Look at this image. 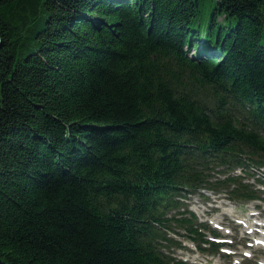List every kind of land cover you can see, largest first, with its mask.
Segmentation results:
<instances>
[{
    "label": "trees",
    "instance_id": "1",
    "mask_svg": "<svg viewBox=\"0 0 264 264\" xmlns=\"http://www.w3.org/2000/svg\"><path fill=\"white\" fill-rule=\"evenodd\" d=\"M246 161L264 0H0V264H182L163 209Z\"/></svg>",
    "mask_w": 264,
    "mask_h": 264
},
{
    "label": "rangeland",
    "instance_id": "2",
    "mask_svg": "<svg viewBox=\"0 0 264 264\" xmlns=\"http://www.w3.org/2000/svg\"><path fill=\"white\" fill-rule=\"evenodd\" d=\"M190 54L191 55H193V54L195 55V51L191 52ZM214 171L217 172V169L214 170ZM216 176H218V174H216ZM234 204L237 207L240 206V204L238 202H236V201H234ZM176 227H178V225ZM201 230L202 229H198V232H200ZM180 232L183 233V234H186L187 231L185 229H183V228H180ZM178 236H179V238H176L177 242H175V243L180 242L181 244H183V241H187L189 243V246L181 245L180 247H178V246H174L173 245L174 243L171 246H167L165 244V242L162 241L166 245V247H163L166 252L173 251L176 256L183 257L184 259L188 260L189 262H192V264H198L197 260L202 261V262L205 261V260L212 261L213 257L217 256V254H212L207 249L206 250H201L200 247L196 244L197 242L191 243L190 241H188L187 239L183 238L182 236H180V235H178ZM195 236L197 237V235H194V237ZM206 236L209 237L208 234ZM225 246L234 248L235 243L233 245H225ZM195 248L197 250H195ZM245 249L249 250V248H247V246H246V241L245 240H241L240 244H238L237 247L235 248L236 253H235L234 257H241V254H242L241 252L243 250H245ZM256 255H257V257L262 258V257H264V252L262 250L257 251ZM228 256H230V255L222 256L219 261H221L223 264H234L233 257L232 256L228 257ZM252 261H254V260H252ZM243 264H251V263L247 262V261H244Z\"/></svg>",
    "mask_w": 264,
    "mask_h": 264
},
{
    "label": "bare ground",
    "instance_id": "3",
    "mask_svg": "<svg viewBox=\"0 0 264 264\" xmlns=\"http://www.w3.org/2000/svg\"><path fill=\"white\" fill-rule=\"evenodd\" d=\"M225 210L222 212V214H228V215H232L234 217H240L238 215H235L234 212L230 209V208H224ZM196 211H198L199 214H203L205 213V209H201V208H196L195 209ZM242 218V217H240ZM213 222H217V223H220V218L217 217L216 219L213 220ZM221 224V223H220ZM249 228V226H248ZM201 264H205V263H201Z\"/></svg>",
    "mask_w": 264,
    "mask_h": 264
}]
</instances>
